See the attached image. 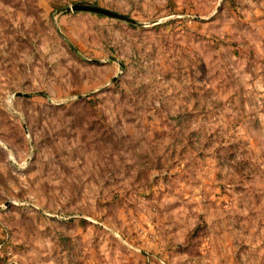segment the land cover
<instances>
[{
  "label": "rangeland",
  "instance_id": "rangeland-1",
  "mask_svg": "<svg viewBox=\"0 0 264 264\" xmlns=\"http://www.w3.org/2000/svg\"><path fill=\"white\" fill-rule=\"evenodd\" d=\"M0 264H264V0H0Z\"/></svg>",
  "mask_w": 264,
  "mask_h": 264
},
{
  "label": "water",
  "instance_id": "water-1",
  "mask_svg": "<svg viewBox=\"0 0 264 264\" xmlns=\"http://www.w3.org/2000/svg\"><path fill=\"white\" fill-rule=\"evenodd\" d=\"M72 11L75 12H89V13H94V14H98V15H104V16H108V17H112V18H119V19H124L119 15H116L110 11L98 8V7H92V6H81V5H75L73 6L71 9Z\"/></svg>",
  "mask_w": 264,
  "mask_h": 264
},
{
  "label": "built area",
  "instance_id": "built-area-1",
  "mask_svg": "<svg viewBox=\"0 0 264 264\" xmlns=\"http://www.w3.org/2000/svg\"><path fill=\"white\" fill-rule=\"evenodd\" d=\"M2 247V246H1Z\"/></svg>",
  "mask_w": 264,
  "mask_h": 264
}]
</instances>
